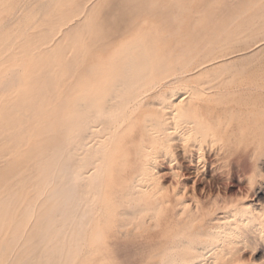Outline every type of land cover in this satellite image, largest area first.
<instances>
[{
    "label": "bare ground",
    "instance_id": "bare-ground-1",
    "mask_svg": "<svg viewBox=\"0 0 264 264\" xmlns=\"http://www.w3.org/2000/svg\"><path fill=\"white\" fill-rule=\"evenodd\" d=\"M133 1H129V4ZM46 2L49 4L52 1ZM181 8L178 10L181 11ZM134 9L138 10L136 7ZM184 9L182 13L186 12ZM72 10L75 11L74 8ZM114 15L111 13L113 18ZM144 18L142 20L146 21ZM170 18L173 22L182 19L177 15ZM73 19L77 20L75 17ZM167 20H170L169 17ZM67 21L72 22L70 19ZM127 22L124 27L131 25ZM66 23V27L70 25ZM93 26L89 29L93 30ZM77 27L81 30L82 24L81 28ZM31 29L34 32L36 28ZM247 29L238 33V39L250 44L255 37ZM144 30L146 32L138 35V39L146 38L143 42L126 43L117 55L107 57L102 55L104 47L108 46L105 43L107 39L105 42L101 38L99 40L101 36L98 33V40L93 41V38L97 39L93 36L89 49L84 46V54L88 56L87 69L84 67V73L75 74L73 82L69 80L72 82L69 92L66 97L57 98L58 105L52 106V101L56 100L44 103L48 101L44 98L45 83L53 82L54 77L51 80L48 76L50 82H40L45 85L41 88L37 79L28 76L30 74H25V79H31L28 81L33 88L30 86L31 89L14 97L15 100L10 99L12 103L3 104L0 101V264H243L244 254L236 248L238 244L234 246V240L241 235V227L254 228L256 226L253 225L258 222L264 225V207L254 206L246 199L232 200L218 193L201 197L199 194L202 190L198 185H203L201 178L209 172L217 173L224 165H241L246 158L253 161L256 175L262 176L264 74L247 73L242 64L238 68L234 61L237 68L226 61L211 64L213 59L210 57L214 53L206 51L201 43L179 42L172 45L162 40L155 41L161 36L168 39L172 34L166 36ZM73 32L71 30L72 35L75 34ZM66 33L71 36L70 32ZM189 35L196 36L193 32ZM51 36H56L55 32ZM185 36L178 35L181 38ZM197 37H201V34ZM36 39L34 41L42 47L48 46L49 39L53 38L42 35L39 43ZM76 40L72 41L73 47L79 43ZM29 45L25 49L18 45V48L30 50ZM84 45L87 46L86 43ZM230 46L226 44L220 51L228 56L234 47ZM2 47L0 49L3 50ZM56 49L51 48L55 54ZM10 56L2 58L8 60ZM78 57L81 59V55ZM228 57H224V60ZM12 58L10 61H14ZM53 58L52 55L50 59ZM65 58L61 65L66 63ZM36 59L34 56V61ZM72 59L75 61V58ZM48 63L49 69L55 70L54 66L57 65L52 68ZM31 65L35 66V63ZM32 66L29 72H32ZM45 67L41 70L46 72ZM66 67L62 68L64 72ZM3 68L7 70L6 65ZM70 70L74 69L71 67ZM34 72L36 74V69ZM9 77H3V80ZM15 77H12V81H15ZM17 77L20 78V75ZM41 78L38 77L39 80ZM37 83L40 87H36ZM56 88L52 92L59 94ZM24 89L26 87L19 88ZM3 90L5 92L6 89ZM12 93H9V98ZM255 230L256 236L264 241V233L258 227Z\"/></svg>",
    "mask_w": 264,
    "mask_h": 264
},
{
    "label": "rangeland",
    "instance_id": "rangeland-1",
    "mask_svg": "<svg viewBox=\"0 0 264 264\" xmlns=\"http://www.w3.org/2000/svg\"><path fill=\"white\" fill-rule=\"evenodd\" d=\"M46 1L47 0H0V26H1V28H0V48L3 45H5L4 48L2 47L5 52L2 49H0V51H1V54H0V68L2 67L0 69V72L2 73L1 70L5 71L2 74L0 73L2 75V76L0 75V82H1L0 85H2L3 87H4V85H6L5 88H3L2 86H0V90L2 92L4 91L3 89H6L7 90V91L5 90V92H3V93L0 91V101H3L2 102L3 104H7L8 102L9 103L10 102L12 103L13 101H11L10 99L13 100L14 97L17 98L20 94H22V92L24 93V91H27V89L33 88V86H31L29 84L28 79L34 78V79H37L38 80L36 82H39V83L42 82V83H44L45 81L50 82V79L52 80V78L54 77L52 81L55 84H53V82H50L49 84L45 83V85L47 87L45 85H41L42 83H40V85H41V88H44L43 86H45V90H46V92L44 93V98L46 100H48V101L47 102H44V103L49 104L52 100H56V101H52L53 102L52 106L58 105V99L57 98L62 99V98H64V97L67 96V93L69 92V88H70L69 85H71V83L74 80V77L73 76H75V74L76 75L82 74L87 69L86 68L87 67V61L86 60H88V56H87V53L84 54V52L86 51L85 49H89V46H91L90 44H92V42L94 40H98V38L96 36L98 33L101 36V37H99V40L101 38V41H104L105 42L106 41L105 39H107V41L105 43L108 46L107 47L105 46L104 47L105 49H103V51H102V52H104V53H102V55L105 56V57L117 55L119 49L124 44L129 43L131 41H137L138 40V41H142L143 42L146 38L145 37H142V39H140V38L138 39V35L141 32L142 33L143 32H146L144 30V29H146L149 32H153L154 31L153 33H159L161 35H166V36L167 35H170V34L173 35L171 37L168 36L169 37L168 39L165 36L157 37V38H155V41H160L161 42V40H162V42H165V43L169 42L172 45H175L176 43H179V42H183V43L185 42V43H189V44H192V43H195V42L201 43L200 45L204 49L206 48L205 49L206 51H211V52L214 53L212 55V57H210V59H213V61L211 62V64L212 63L219 64L222 61H226L225 63H228V62L231 63L232 62L231 65H232L233 68H237L238 65L242 64L241 67L243 66L242 68H245L246 71H247V73H250V71H251L252 73L256 72V73L264 74V43L263 42L261 43V40L262 41L264 40V16L263 17L261 16V14L264 15L263 14L264 13V0H247V1L246 0H150L154 4H152L151 2H149V0H142V1L141 0H137V1L136 0H134V1L133 0H129L130 2L133 1L134 3H137L138 5L137 4H133V2L129 4V1L128 0H91V2H89L90 0H84V1L83 0H80V1L79 0H77V1L76 0H66V1L65 0L64 1L63 0H57V1L55 0L56 2L54 0H48V1H52V2H50L51 5H50V3L48 4V2H46ZM58 1H59V3H57ZM69 1L72 3V5H71V3ZM146 1H148V3H146ZM82 2H84V3H82ZM181 2H182L183 5L181 4ZM211 2H212V4H211ZM52 3L54 5H52ZM88 3H89V8H88ZM149 3H150V5H149ZM249 3L250 4L253 3V5H250ZM41 4H42V7H41ZM66 4H67L68 8H67ZM81 4H82V6H81ZM84 4H86V5H84ZM155 4L157 6H155ZM43 5H44V7H43ZM75 5H76V7H75ZM131 5L134 8L136 7L138 10H135ZM47 6H49V7L51 6L52 9L49 8V7H47ZM53 6H54V8H53ZM137 6L140 8V10H139V8ZM131 7L133 9H129ZM179 7H182L181 8V11L182 12H183L182 9L184 7L185 8L184 10H186V12L185 13H182L181 11H179L178 10ZM59 8H61L63 11H60ZM73 8L75 9L74 12H73V10L71 11V9H73ZM151 8H154V9H151ZM57 9L59 11L56 12ZM188 9H189V11L187 12ZM236 9H238V10H236ZM68 10H69V12H68ZM151 10H152V12H151ZM153 10H155V12H153ZM177 10L180 12L179 14H178V11ZM233 10H235V11H233ZM28 11H29V13H28ZM114 11L115 12L118 11V12H116L117 14L114 13ZM128 11H131V12L129 13ZM161 11H163L162 13L164 15L161 13ZM202 11H204V12H202ZM208 11H210V12H208ZM236 11H238V12H236ZM61 12H63V13H61ZM89 12H90V14H89ZM235 12L237 13V15H234V14H236ZM65 13L68 14V15H70V16L73 14V17H75L77 20H74L73 17L71 19L70 16L65 15ZM111 13H112V15L115 14L114 15V18H113V16H111ZM118 13H120V14H118ZM154 13L157 16H155ZM168 13H172V14H168ZM224 13H226V15ZM232 13H234V14L232 15ZM30 14H32L33 16L30 15ZM45 14H47V17H46ZM96 14H97V16H96ZM130 14H132V16H130ZM158 14H160V16L162 15L164 17H162V16L160 17ZM57 15H58V17L61 15V18L60 17H59L60 19L58 17L54 18ZM87 15H89V16H87ZM116 15H117V17H116ZM125 15H128V16H125ZM134 15H135V17H134ZM176 15L179 16L180 18H182L181 21L180 20L175 21V22H173V20L171 21L172 18H170V17H174ZM238 15L240 17H237ZM64 16H65V18H64ZM80 16H81V18H79ZM209 16H210V18H209ZM230 16H231V18H230ZM44 17H45V19H43ZM84 17H86V19ZM95 17H97V20H95L96 19ZM129 17H131L134 21L131 18L129 20ZM144 17H146V18H144ZM158 17L161 18V19H159ZM168 17L170 19L169 21L167 20ZM189 17H191V18H189ZM201 17H204V18H201ZM236 17H237V19H235L236 21L233 20ZM62 18H63V20H62ZM78 18H79V20H78ZM143 18L145 20L146 19L147 20L144 21V20H142ZM258 18H261L263 20H261V19L258 20ZM46 19H48L49 21L48 20L46 21ZM50 19L51 20L54 19L55 22H58L57 20H59V22L61 21L63 23H61V22L59 23L58 22L57 24L60 25L58 27V26H56L57 24L53 21L56 24V25H54V27H55L54 28L53 27V24L54 23L51 22ZM65 19H66V21H65ZM69 19L72 20L73 24H71L72 23L71 21L70 22L67 21ZM83 19H85V22H84ZM124 19L126 21H129L127 23H130L131 24V25L128 24L129 26L128 25L126 26V27L129 28V31H128V28L124 27L125 24H126V21H124ZM99 20L102 21V22H100ZM45 21L48 22V24H46ZM82 21H83V23L85 25H83ZM140 21L141 22L144 21V22H142L143 24L140 23ZM196 21H199V22H196ZM262 21H263V23H261ZM64 22L65 23L66 22L70 23V25L68 24L69 26L67 25L68 28L65 26V23ZM76 22H78V23H76ZM136 22H137V24H136ZM252 22H254L255 24L252 23ZM42 23L44 25H42ZM80 23L82 24V28L83 29L81 28V24ZM92 23H94V26L95 27L93 26ZM103 23H105V25ZM198 23L201 25V27H200V25H198ZM139 24H140V26H138ZM252 24H254V25H252ZM41 25L44 26L43 29H42V26ZM89 25H91V26L94 27V28L92 27L93 30L92 29H89L91 27V26L88 27ZM167 25H170L171 27H169ZM73 26H74V28H73ZM77 26H79L82 31ZM103 26H105V27H103ZM147 26H149V28ZM163 26H165V27H163ZM247 26L248 27L250 26V27L247 29ZM45 27H46V29H44ZM64 27H66V28H64ZM135 27H138V29H136ZM152 27H153V29H152ZM159 27H160V29H159ZM175 27H177V28H175ZM203 27H205V28H203ZM31 28H33V29L36 28V29H34V32H33V30ZM48 28H49V30H47ZM69 28H70V30H69ZM75 28L76 29L78 28V30H76ZM101 28H102V31L103 32L101 31ZM194 28H195V30H194ZM251 28L253 30H249ZM58 29H60V30H58ZM94 29H97L96 31H99L100 30V32H96ZM125 29H126V31H125ZM133 29H135V31ZM166 29H168L169 32ZM246 29L250 32L251 35H253L255 37V39H253V41L250 44H245L243 41H241L240 39H238L239 36H240V35H238V33L241 32V31H243V30H246ZM39 30H40V32H39ZM71 30L74 31L73 33H75V34L78 33L79 35H82L83 33H85L84 31H86L85 34L87 36L85 34H83L86 37H81V36L75 37L76 35L75 34L72 35ZM130 30H132V31L130 32ZM190 30H192L193 34H195L196 36H194V37H193V35L190 36L189 34H192V32ZM53 31L55 32V35L56 36H51L54 33ZM58 31H61V32L58 33ZM63 31H66L67 33L70 32L69 34H71V36L70 35H65L66 32L63 33ZM93 31H94V33H93ZM30 32H32L33 34L31 33L32 34L31 35ZM104 32H106V33H104ZM128 32H130V33H128ZM102 33L104 34V36H103ZM123 33H124V35H123ZM163 33H166V34H163ZM204 33H206V34L204 35ZM29 34H30V36H29ZM34 34L35 35L37 34L36 37L39 36L37 39L34 36V38L36 40H38V39L40 40L41 37H42V35L43 36L44 35H49L51 38H53V39H49L50 42H48V46L49 45L50 46L48 47L47 44L46 45H43L42 47L39 46L40 44H37L34 41L35 40L34 38L32 39V37H33ZM39 34L41 35V37H40ZM63 34H64V37H62ZM125 34H126V36H125ZM180 34L186 35L185 38L178 37V35H180ZM200 34H201V37H197L198 35L200 36ZM21 35H25V36L23 37ZM27 36H29V38ZM67 36H70V37H67ZM93 36L94 37L96 36L97 39L93 38ZM174 36H176V37H174ZM66 37H67V39H66ZM71 37L72 38L75 37V39H72L71 40L70 39ZM104 37H106V38H104ZM162 37H165V38H162ZM233 37L236 40H234ZM25 38H28V40L25 39ZM80 38H82V39H80ZM85 38L86 39L88 38V40H85ZM260 38H261V40H260ZM17 39H20L19 40L20 42L17 41L20 44L15 43ZM76 39H78V41H79L78 44H81L82 43L83 45L82 44L81 45H78L77 44L78 45V48H75V47H77V45H75V47H73L74 44H73L72 41L75 40V42H77ZM91 39L93 41H91ZM8 40L10 41V43L8 42ZM39 40L37 41L38 43H39ZM62 40L63 41L66 40V41L63 42ZM23 41H24V43H23V45H21ZM25 41H26L27 44L25 43ZM56 41H58V42L60 41L59 44L62 42L60 44L61 47H60L59 44H56V43H58ZM82 41L84 43H86L88 47L86 45H84V43ZM259 41H260V43H259ZM51 42H53V43L51 44ZM65 42L66 43L68 42L69 44L68 43L66 44ZM70 42H72L71 43L72 45L70 44ZM6 43H8L9 45H7ZM15 44H17V45L15 46ZM226 44H228L229 46L231 45L230 47H233L234 46L232 48L233 51L231 50L232 52L231 51L228 52V54H229L228 56L229 57L226 55L227 53L221 52L222 51L221 49H223L224 45H226ZM18 45L20 47L23 46V48L24 47L27 48L28 45L31 46L30 50L32 49L31 51L33 53L32 52H29L30 50H24L25 48L24 49L23 48H20L21 49L20 50L18 48ZM32 45H34V46H32ZM35 45L38 46V48L35 47ZM57 45H59V46H57ZM69 45L72 46V48ZM7 46H10V47L7 48ZM11 46H13V48H15V49H12ZM45 46H47V47H45ZM68 46L70 48H68ZM84 46H85V49H84ZM110 46H111V49L109 50V47ZM235 46H236V48H235ZM16 47H17V49H16ZM52 47H53L54 50H55V48H57L56 49V51H57L56 53L57 54L53 53L55 51L54 50H51ZM62 47H64V48H62ZM66 48L69 49V50H72V49L73 50L71 52V51L67 50ZM79 48H80V50H78ZM82 48H83L84 51L82 50ZM106 48H107L108 51L105 52ZM11 49L14 50L15 53ZM47 49H49V50H47ZM63 49H66L68 52L66 50H63ZM244 49H246L247 52ZM248 49H250V52H249ZM6 50L8 51V53H7ZM9 50H10V52L11 51L12 52L9 53ZM18 50L21 51V52L23 51L25 53L18 52ZM34 50H35L36 53L34 52ZM43 50L45 52H48L47 53L48 56L44 52V55L46 56L45 58L48 57L47 59H44ZM58 50H60V52H61L60 56L58 55V53H60ZM26 51L29 52V54ZM76 51L77 52L79 51V53H77ZM2 52H4V53H2ZM41 52H42V54H40ZM219 52L222 53V54H220ZM245 53H247V54H245ZM6 54H7V56H6ZM11 54H13L14 56L11 55ZM38 54H40V55H38ZM65 54L68 55V56H66ZM224 54H225V56H224ZM26 55H28V56H26ZM37 55L39 57L41 55H43V56H41L42 58L38 59L39 57ZM52 55L54 57L53 60L55 62L52 59H50V58H52ZM54 55H56V56H54ZM74 55H76L77 57H74ZM78 55H81V59H78L79 58ZM216 55H218V57ZM8 56H10L9 59H8L9 61L3 59V58L7 59ZM34 56H35V59L37 58L36 59L37 61L35 60L36 62L34 61ZM63 56L66 57L65 58V61H66V59H67V61L70 60V59L71 60L68 61V63L70 62V64H68L67 61H66V63L68 65L64 62L63 63L64 66L61 67L63 65V64L61 65V62L64 61L63 60L64 59ZM222 56L228 57V58H225V60H224V57L222 58ZM14 57H17V58L14 59ZM69 57H71V58H69ZM72 57L75 58V61H74V59H72ZM11 58L14 59V61L13 60L10 61ZM61 58H62V60H61ZM55 59L56 60H61V61H56ZM228 59H231V60H228ZM47 60H49L50 63H48ZM79 60H80V62H79ZM19 61H21L20 64H19ZM233 61L236 63L237 66H235V64L233 63ZM4 62H10V63L4 64ZM13 62L14 63L16 62V63L13 64ZM44 62H46V63H44ZM71 62H73V65L71 64ZM83 62H84V64H82ZM34 63H35V66L34 65L33 66L31 65L32 66V72H29V71H31L30 64H34ZM38 63L40 65H38ZM47 63L48 64H51V67L52 68H53L54 65H57V66H54L55 67V70H54V68L53 69H51V68L49 69L50 65H47ZM77 63L79 64V66L77 65ZM80 63H81V65H80ZM7 64L10 65V66L8 67ZM215 64H213V65H215ZM5 65L7 66V70L5 69L6 67L3 68V66H5ZM45 65H46V67H45L46 68V72L43 71V70H41V69H43V66H45ZM82 65H83V67H82ZM36 66H37V68H35ZM39 66L42 67V68H40ZM64 67H66L64 69L65 72L62 70V68H64ZM71 67L74 70H70ZM84 67H85V70H84ZM241 67L238 66V68H241ZM8 68H9V70H8ZM10 68H12V69H10ZM57 68H59L61 70L59 71V69H58V72H57L56 71ZM67 68H69V69H67ZM13 69H16V70L13 71ZM35 69H36V74L34 72ZM37 69L40 70V71H38ZM12 71L14 72V74L11 75V73H13ZM55 71L57 73H54ZM8 72L9 73L11 72L10 75L7 74ZM43 72L46 73V74H44ZM48 72H50V73H48ZM51 72H53V74H55V75H53ZM61 72H62L63 75H61ZM31 73L34 74L35 76L32 75ZM37 73L39 74L40 78L42 76L41 79H43V77H45V79H47L48 76L50 77V79L48 77L47 80L43 79L44 81L43 80L41 81V79L40 80L38 79L39 76L37 75ZM40 73H42V75ZM68 73L69 74H72L73 73L74 75L71 76V75H68ZM4 74H5V76H4ZM25 74H27V75L30 74L32 76L28 75L30 78H26L25 79V77H26ZM19 75H20V78L17 77ZM60 75H61V77H60ZM14 76H16L15 77V81L16 82L18 81L17 84H15L16 83L15 81H12V80H14V78H12V77H14ZM36 76H37V78H35ZM56 76H57V78H56ZM3 77L4 78L5 77L6 78L9 77L8 78L9 80L8 79L7 80L6 79L3 80ZM67 77H68V79H67ZM72 77H73V79H72ZM10 78H11V80H10ZM17 78H19V79H17ZM31 79H30V81H31ZM54 79H56V80H54ZM69 80L70 81L72 80V82H70ZM10 81L12 83H10ZM23 81H24V83H23ZM26 81H28V83ZM25 82H26V85L24 86ZM2 83H4V84H2ZM66 84H68V85H66ZM13 85H15V86H13ZM37 85H38V83H37ZM40 85H38L36 87H40ZM55 85H57V86H55ZM27 86H29V87H27ZM30 86H31V88H30ZM52 86H53V88H52ZM13 87H14V89H13ZM23 87H26V89L19 90V88L20 89L21 88L23 89ZM48 87H49V91H48ZM55 87L58 88V90L60 92L59 94H57L55 92H52V89H55ZM7 88H9V89H7ZM66 89H67V91H66ZM6 92H7V94H6ZM12 92L13 93L14 92L15 93L16 92H19V93H17V94L14 93L13 94ZM9 93H12L13 94V95L12 94L10 95L11 98H9ZM56 94H57L58 97H56ZM6 95H8V96H6ZM1 98H3V99H1ZM246 159L244 160V162L241 165H238V164H234V165L232 164L231 166H230V164L229 165H224L222 167V170L221 171H219L217 173L209 172L208 173L209 176L207 175L206 177L201 178V182H203V185H198L199 188H200V190H202V191H200V194L199 195L202 197V196L207 195L208 193H218L221 196L227 197V198L232 199V200L233 199L234 200H237V199H246L250 204L252 203L254 206L264 207V172H263L264 171V162H263L264 161V158H263L262 163H261L262 164L261 167L263 169L262 170V172H263L262 173V176H260V175L258 176V174L256 175V172L254 171V167H253V164H254L253 161L250 158H246ZM258 223H257V225H253V226H256L254 228L253 227H244V226L241 227V230H242V231L240 230L241 231V235L239 237H237L238 240H234L235 241L234 242L235 243L234 246H236L238 244L236 246V248L238 247V249L241 250V253L243 252L242 255L244 254L242 256V258H243V261H242L243 264H264V241H262L259 238V236H256L257 235V230H255L258 227V229H260V231H262V233H264V225H262L260 223H259L260 224L259 225ZM133 225L135 226V223ZM131 227H133V226H131ZM255 237H257L258 239L255 238ZM239 246H241V247H239Z\"/></svg>",
    "mask_w": 264,
    "mask_h": 264
}]
</instances>
